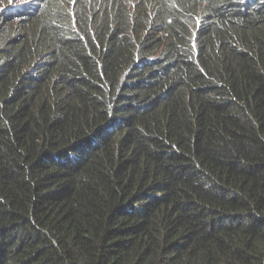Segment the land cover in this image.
<instances>
[{
	"label": "trees",
	"instance_id": "1",
	"mask_svg": "<svg viewBox=\"0 0 264 264\" xmlns=\"http://www.w3.org/2000/svg\"><path fill=\"white\" fill-rule=\"evenodd\" d=\"M70 4L1 10L0 264H264V0Z\"/></svg>",
	"mask_w": 264,
	"mask_h": 264
},
{
	"label": "clouds",
	"instance_id": "2",
	"mask_svg": "<svg viewBox=\"0 0 264 264\" xmlns=\"http://www.w3.org/2000/svg\"><path fill=\"white\" fill-rule=\"evenodd\" d=\"M29 0H25V1H19V2H16L14 4H11V5H8V6H3L2 10L3 12L4 11H11L12 9H14L13 7L17 6V5H20L21 3H27ZM78 0H71V4L70 6H68V10L70 11L71 13V24H72V28H73V31L76 32L82 39H84V34L77 28L76 24H75V19H76V16L74 15L75 14V11L73 10V7H74V3L77 2ZM236 2H239V3H244V4H253L255 3L256 1L258 0H234ZM150 19H149V22L145 28V31L152 25H158L155 21L156 19V16L154 14V12L152 10H148L147 11ZM0 14H1V10H0ZM135 12H133L132 16H131V23L134 24V16H135ZM144 31V32H145ZM154 32V30H152ZM161 35V34H160Z\"/></svg>",
	"mask_w": 264,
	"mask_h": 264
},
{
	"label": "rangeland",
	"instance_id": "3",
	"mask_svg": "<svg viewBox=\"0 0 264 264\" xmlns=\"http://www.w3.org/2000/svg\"><path fill=\"white\" fill-rule=\"evenodd\" d=\"M19 1H25V0H0V10H2L3 6H8V5H11V4H14L16 2H19ZM149 9H146L145 11H148Z\"/></svg>",
	"mask_w": 264,
	"mask_h": 264
}]
</instances>
